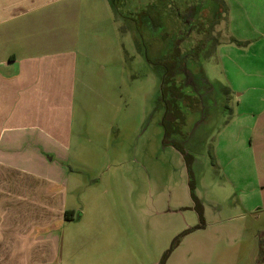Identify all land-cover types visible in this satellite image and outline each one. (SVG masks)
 Returning <instances> with one entry per match:
<instances>
[{"label":"crops","instance_id":"obj_1","mask_svg":"<svg viewBox=\"0 0 264 264\" xmlns=\"http://www.w3.org/2000/svg\"><path fill=\"white\" fill-rule=\"evenodd\" d=\"M220 1L221 66L236 119L249 122L261 200L264 0ZM117 14L115 0H0V264L135 262L115 200L98 186L117 109Z\"/></svg>","mask_w":264,"mask_h":264},{"label":"rangeland","instance_id":"obj_2","mask_svg":"<svg viewBox=\"0 0 264 264\" xmlns=\"http://www.w3.org/2000/svg\"><path fill=\"white\" fill-rule=\"evenodd\" d=\"M115 2V33L123 54L112 79L116 118L105 140L108 158L98 186L113 196L110 205L131 237V264H264V197L257 195L250 168L254 141L243 128L249 122L236 119V93L220 60L218 43L227 40L225 6L220 0ZM186 4L193 6L199 24L219 20L220 25L210 26L209 32L217 31L213 40L210 32L198 56L185 61L187 78H176L185 94L176 101L183 119L176 124L178 133L164 143L163 64L170 59L175 33L183 31L176 23L174 33L172 7L183 12ZM198 30L192 42L200 40ZM187 47L179 48L180 56ZM172 142L193 157L190 172L202 221L190 198L185 161ZM113 177L114 189L106 182Z\"/></svg>","mask_w":264,"mask_h":264},{"label":"trees","instance_id":"obj_3","mask_svg":"<svg viewBox=\"0 0 264 264\" xmlns=\"http://www.w3.org/2000/svg\"><path fill=\"white\" fill-rule=\"evenodd\" d=\"M110 1L114 4V0H110ZM175 52L177 54L176 56H179L180 50L176 49ZM170 62L171 63L169 65L171 67L168 66L166 68V71H165V73L161 79V83H160V91H161L162 100L166 106L165 113H164L163 118L161 120V125H162L163 130H164V139H163L164 143L166 142L167 137H169L170 134L172 135V134L178 133L179 129H177L176 124H178V122L182 123L183 118H182V114L178 108V104L176 101L177 100H183L185 98V94L181 93V89L183 87V84L178 83L176 80L177 76H182V74L176 70L177 67L174 68L175 66H179V60L175 59V60H171ZM200 78L202 79L203 82H205V80L203 79L202 76ZM204 86H206V85H204ZM167 92H168V94L166 96ZM167 145H169V144H167ZM171 146L173 148H175L177 151H179L183 156V159L185 161V166L187 169V173H188L187 185L189 188L190 198L194 204V209L197 212L199 220L202 221L203 211H202V207L198 203L197 198L194 195L195 183H194L192 174L190 172V165L193 161V157L189 156V154H186L184 152L180 143L172 142ZM67 214H68V212H67ZM175 241L172 243V247L175 245Z\"/></svg>","mask_w":264,"mask_h":264},{"label":"flooded vegetation","instance_id":"obj_4","mask_svg":"<svg viewBox=\"0 0 264 264\" xmlns=\"http://www.w3.org/2000/svg\"><path fill=\"white\" fill-rule=\"evenodd\" d=\"M199 2H200V5L203 4L202 1H199ZM172 3L174 4V2H172ZM192 8H193L192 5L190 6L189 4H186V8H184V11L180 12L176 7H172V10L174 11V13H173L174 22L172 24V28L174 30V33L176 32L175 31L176 23L180 26L182 25L183 31L182 32L177 31V33H175V36L173 39V49H172V52L169 56L170 59L167 60L166 62H164V64H163L164 67L167 68L168 66H170L169 64L171 63L170 62L171 60H175V59L179 60V66H175V67L173 66V67L174 68L177 67L176 70L179 71L184 76V78L187 76L185 61L195 59L198 56L196 51H200L201 49H203L205 47L204 45L208 41V35L210 33L209 32L210 26H212V24L209 25L208 22H206L204 24L203 20L200 22L201 24H199L198 22L200 20H199V18L198 19L194 18ZM165 15H166V13L164 14V16ZM203 17L206 19L205 15ZM198 25H202L200 31L198 30V27H199ZM197 30H198V32H200L199 37L201 40V41L198 40V43L194 42V41L192 42V38H195V35H196L195 33L197 32ZM183 45L188 46L185 50H183L184 56H180V54H179V56H176L177 54H176L175 50L182 48ZM181 236H183V235H180L179 238ZM175 240L174 241L176 244V242H178L177 241L178 238H176Z\"/></svg>","mask_w":264,"mask_h":264},{"label":"water","instance_id":"obj_5","mask_svg":"<svg viewBox=\"0 0 264 264\" xmlns=\"http://www.w3.org/2000/svg\"><path fill=\"white\" fill-rule=\"evenodd\" d=\"M162 264H165V262H163Z\"/></svg>","mask_w":264,"mask_h":264}]
</instances>
